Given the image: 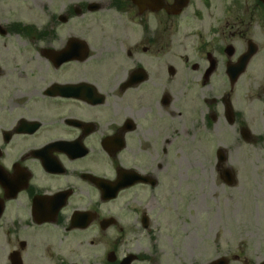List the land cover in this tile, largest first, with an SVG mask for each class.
Segmentation results:
<instances>
[{
  "label": "flooded vegetation",
  "instance_id": "flooded-vegetation-1",
  "mask_svg": "<svg viewBox=\"0 0 264 264\" xmlns=\"http://www.w3.org/2000/svg\"><path fill=\"white\" fill-rule=\"evenodd\" d=\"M172 169L264 174L263 0H0V264H162Z\"/></svg>",
  "mask_w": 264,
  "mask_h": 264
},
{
  "label": "rangeland",
  "instance_id": "rangeland-1",
  "mask_svg": "<svg viewBox=\"0 0 264 264\" xmlns=\"http://www.w3.org/2000/svg\"><path fill=\"white\" fill-rule=\"evenodd\" d=\"M16 9L27 15L24 5ZM255 171L241 169L236 187L214 192L202 189L199 178L172 169L173 195L159 197L150 232L140 248L127 251L156 254L162 264L178 258L180 264H207L232 253L239 258L229 264H259L264 259V174Z\"/></svg>",
  "mask_w": 264,
  "mask_h": 264
},
{
  "label": "water",
  "instance_id": "water-1",
  "mask_svg": "<svg viewBox=\"0 0 264 264\" xmlns=\"http://www.w3.org/2000/svg\"><path fill=\"white\" fill-rule=\"evenodd\" d=\"M132 255L129 257V259L126 260V264H130ZM209 264H227V260L224 259L223 257L220 259H215L214 261L210 262Z\"/></svg>",
  "mask_w": 264,
  "mask_h": 264
}]
</instances>
